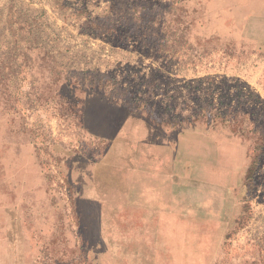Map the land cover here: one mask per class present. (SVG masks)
<instances>
[{"label":"rangeland","instance_id":"374dc122","mask_svg":"<svg viewBox=\"0 0 264 264\" xmlns=\"http://www.w3.org/2000/svg\"><path fill=\"white\" fill-rule=\"evenodd\" d=\"M0 264H264V0H0Z\"/></svg>","mask_w":264,"mask_h":264}]
</instances>
